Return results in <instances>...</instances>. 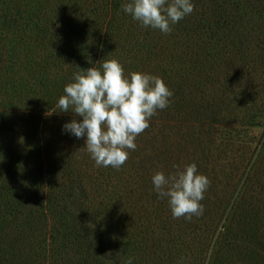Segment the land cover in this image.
Returning a JSON list of instances; mask_svg holds the SVG:
<instances>
[{
    "label": "trees",
    "instance_id": "obj_1",
    "mask_svg": "<svg viewBox=\"0 0 264 264\" xmlns=\"http://www.w3.org/2000/svg\"><path fill=\"white\" fill-rule=\"evenodd\" d=\"M22 1L27 3L24 11L15 7L17 0H0V108L4 109L0 114V264H127L129 258L135 264L129 249L131 254L132 248L145 253L149 245L140 240L141 236H133L139 226L132 220V197L118 195L113 208L95 203L76 173L83 156L78 157L75 147L68 148L72 136L61 132L71 120L66 122V115L55 114L56 102L50 92L62 74L73 78L81 69L99 68L106 60L124 61L120 63L124 70L145 71V65L155 59L153 69L158 76L174 84L173 77L179 71H175V63H192L198 56L196 47L207 59H213L211 50L226 38L242 53L245 42L235 27L253 31L254 19L259 25L256 31L261 32L256 46L263 48L264 0H249L243 5L234 0H192L194 11L172 28L174 34L169 39V34L157 29L139 38H126L135 21L122 10L127 0H82L83 12L75 8L76 4L70 7L69 1L66 12L71 11L66 13L63 30L58 23L65 22L56 20L55 8L36 18L30 13L34 0ZM42 1L53 2L37 0ZM53 29H58L59 35L50 32ZM31 35L42 43L38 49L29 44ZM166 52L171 53V60L161 57ZM207 73L211 75L210 70ZM250 73L246 82L264 88V76L257 78L255 70ZM208 85L215 86L213 81ZM216 86L221 90L215 94L225 88L222 83ZM172 88L170 85L173 92ZM181 89L177 97L183 103L188 98L180 96ZM204 89L201 94L205 99ZM175 99L170 98L166 109L157 110L162 112V129L168 127L163 132L177 133L175 129H179L170 110ZM8 102L14 105L5 108ZM249 119L251 127H264V111ZM38 129L40 135L28 146L17 132ZM227 129L219 135L233 139V130ZM252 157L238 174L232 191L224 194L218 224L205 229V242H197V264H264V134ZM190 234L181 233L173 240L167 261L164 258L161 262L155 254L148 256L149 263L162 264L185 256L192 249L187 245Z\"/></svg>",
    "mask_w": 264,
    "mask_h": 264
},
{
    "label": "rangeland",
    "instance_id": "obj_2",
    "mask_svg": "<svg viewBox=\"0 0 264 264\" xmlns=\"http://www.w3.org/2000/svg\"><path fill=\"white\" fill-rule=\"evenodd\" d=\"M69 1L70 7L76 4L75 8L79 12L85 11L82 0H53L49 3L34 0L30 13L33 14L32 16L39 18L44 16L46 12L51 11L48 8H55L56 20L65 22L64 24L58 23L59 28L63 30L66 29V13L71 11L67 10L66 12V3H69ZM228 1L231 3L233 0ZM234 1L241 5L250 3L249 0ZM26 4L22 0H17L15 7L24 11ZM248 10L252 12L250 6ZM254 22L253 31L243 27H235V29L240 30L242 40L245 42L244 50L240 48L243 51L242 53L235 51L236 49L231 46L230 42L223 38V41L219 43L220 46L210 52V55L215 58L207 59L201 49L199 50L196 47L195 52L198 56L194 57L195 60L192 63L191 60H189L190 63L185 60V64L175 63V71H179L173 77L174 84H171L169 79H164L165 77L160 75L168 88L170 85L173 87L172 97L177 98L174 101L175 106H170V110L178 120L176 124L179 129H175L177 133H171L169 130L163 132L168 127L162 129L161 118H159V115L162 116V112L157 113L151 118L149 128L136 137L134 141L137 146L136 149L134 151L127 150L128 159L119 169L97 166L88 151H86L85 139H76L72 136V138L70 137L71 141H68L70 145L68 148L75 147L78 157L83 156L82 166L77 167L76 173L84 180L85 186L90 190L89 193L95 203L99 206L109 204V208H113L115 206L112 207V205L118 203V195L132 197L134 202L132 220L139 226L133 236L138 235V238L141 236L142 239L140 240L147 241L149 245V248L145 249V253L137 248H132L131 254L129 249V256L135 255V264H150L148 256L153 258L155 254L161 262H165V259L167 261L170 258V244L173 240H177L181 233H191L187 238V245L192 249L187 250L185 256L181 255V258L177 257L172 259V262L162 264H197L198 253L195 250L197 242H205L203 239L205 229L218 224L224 194L227 191H232L233 188L231 189V187L237 182L238 174L243 172L248 161H253L251 159L253 152L264 134V127H251V123H249L251 115L264 111V88L260 86L257 89L245 80L250 70L256 71L257 78L264 76V47L257 48L256 46L261 32L256 31L259 28L256 19H254ZM133 23L134 29L125 36L128 39L139 38L145 32L153 31L151 27H142L138 21H133ZM176 26L177 24L171 27L175 28ZM50 32L59 35L58 29L50 30ZM173 34L174 32L171 31L167 35L169 36L167 39L171 38ZM40 38H42V35H40ZM38 40L37 36L31 35L28 42L32 46L33 44L36 45L35 49H38L37 46L42 44ZM123 46L127 47L128 45ZM158 52L160 53V50ZM231 52H237V54ZM170 54V52H166L161 57L171 60ZM117 61L122 64L125 63L121 60ZM155 61V59L150 60L145 65V71L140 69L138 71H128L125 69L124 74L130 76L132 72H143L158 76L153 69L156 64ZM127 64L129 66L131 62L127 61ZM139 66H142V64H139ZM207 70H210L211 75L207 73ZM66 76V74H62L61 81L50 92L54 97V103L56 102L53 106L58 112L55 114L66 115V122L73 119L79 121L82 119L81 117L72 112H60L58 107V99L64 95L65 85L73 82L70 74H68V78ZM209 77L211 78L210 82H214V87L208 85L210 83ZM221 83L224 84L225 88L220 93L215 94L216 91L221 90L220 86L216 85ZM204 86L207 87L204 89ZM179 88H182V95L180 96L188 98L183 103L178 101L177 90ZM203 89L207 92L205 99L201 94ZM13 105V103L8 102L3 106L9 108ZM3 110V107H1L0 114ZM223 128L225 131H228L227 128L233 130V139H230L229 135L224 137L219 135L222 133ZM179 130L181 131L180 137L177 136ZM17 132L23 135L22 140L26 146L31 145L33 138L40 135L39 129L27 133L22 130ZM63 138L66 139V136L61 137V139ZM164 151L168 154L159 155ZM156 155H159V157ZM140 161H142V164H139ZM144 161L148 163L145 164ZM193 163L196 164L198 173L205 175L210 181L207 190L203 194L204 199L200 201L204 208L203 214L200 216L193 215L190 220L184 217L173 218L167 198H160L154 192L152 177L157 172H163L166 176L175 175L178 171H182L187 165ZM167 165L169 166L167 167ZM262 173L264 174V170ZM247 200L253 202L249 198ZM121 202L119 204L123 206L124 201L121 200ZM215 215L218 217L213 219ZM220 225H222V221ZM130 236L132 237V234ZM133 240L134 238L131 241L132 243ZM140 246H143V244H140Z\"/></svg>",
    "mask_w": 264,
    "mask_h": 264
},
{
    "label": "clouds",
    "instance_id": "obj_3",
    "mask_svg": "<svg viewBox=\"0 0 264 264\" xmlns=\"http://www.w3.org/2000/svg\"><path fill=\"white\" fill-rule=\"evenodd\" d=\"M122 10L142 27L170 34L172 25L194 11V4L192 0H127ZM172 96L162 78L143 72L126 76L117 60H106L99 68L81 69L65 85L58 99L60 112L82 119L65 123L62 132L85 139L97 166L119 169L128 159L127 150L136 149V137L149 128L157 110L169 107ZM152 184L160 198H167L173 218L190 220L203 214L200 201L210 181L198 173L195 163L175 175L157 172ZM127 264H133L131 258Z\"/></svg>",
    "mask_w": 264,
    "mask_h": 264
}]
</instances>
